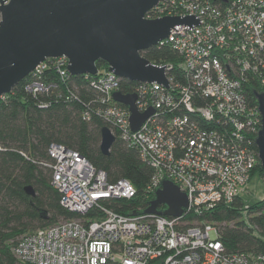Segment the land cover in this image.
<instances>
[{"label": "built area", "instance_id": "2783aa9c", "mask_svg": "<svg viewBox=\"0 0 264 264\" xmlns=\"http://www.w3.org/2000/svg\"><path fill=\"white\" fill-rule=\"evenodd\" d=\"M190 15L201 24L178 25L156 46L179 57L176 65H157L167 66L169 88L139 83L130 93L139 114L153 111L137 131L129 109L113 98L123 79L109 70L83 76L99 94L94 113L154 170L148 193L173 182L188 197L185 214L116 212L113 203L137 197L133 184L112 183L78 152L52 144V185L61 206L79 218L19 237L12 246L17 264H264V255L228 254L218 225L185 221L242 197L260 162L254 146L262 117L249 93L257 86L264 95V0H160L146 19ZM68 65L66 57L46 60L28 76L27 91L49 93L45 72L67 81Z\"/></svg>", "mask_w": 264, "mask_h": 264}, {"label": "trees", "instance_id": "16d2710c", "mask_svg": "<svg viewBox=\"0 0 264 264\" xmlns=\"http://www.w3.org/2000/svg\"><path fill=\"white\" fill-rule=\"evenodd\" d=\"M142 56L154 65L179 62L169 46L153 47ZM97 67L108 71L104 62H98ZM173 73L177 75V71ZM44 81L52 86L49 93L36 97L29 93L27 77L0 99V264H17L12 246L19 237L79 218L61 206L60 194L52 185L53 161L48 155L52 144L78 152L112 183L127 180L133 184L137 197L113 203L116 212L127 216L143 213L154 197L147 191L154 170L135 149L116 139L110 154L102 153L101 131L106 123L94 113L99 94L90 83L83 76L62 81L54 70L45 72ZM138 84L123 80L120 91L128 95ZM258 91L257 86L250 89L253 104ZM254 148L258 152L257 146ZM257 173L264 181L260 162L252 178ZM185 221L220 226V241L228 254L264 255V200L245 210L239 197L202 217L187 215Z\"/></svg>", "mask_w": 264, "mask_h": 264}, {"label": "water", "instance_id": "95a60500", "mask_svg": "<svg viewBox=\"0 0 264 264\" xmlns=\"http://www.w3.org/2000/svg\"><path fill=\"white\" fill-rule=\"evenodd\" d=\"M160 0H0V99L46 60L66 57L71 76L96 77L98 62L109 72L135 83H158L169 88L167 66H157L142 53L165 41L178 25L194 30L201 24L195 15L148 20ZM180 28V27H179ZM176 30V29H175ZM262 129L256 139L264 172V95L255 92ZM131 113L137 131L153 113L139 114L136 95L113 94ZM116 139L109 128L101 131V151L108 156ZM28 192H32L28 188ZM189 202L185 193L163 180L149 207L141 214L182 217Z\"/></svg>", "mask_w": 264, "mask_h": 264}, {"label": "rangeland", "instance_id": "374dc122", "mask_svg": "<svg viewBox=\"0 0 264 264\" xmlns=\"http://www.w3.org/2000/svg\"><path fill=\"white\" fill-rule=\"evenodd\" d=\"M242 198L244 200L245 207H251L264 200V181L259 173L254 175L248 184L246 191L242 194Z\"/></svg>", "mask_w": 264, "mask_h": 264}]
</instances>
